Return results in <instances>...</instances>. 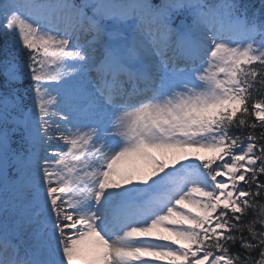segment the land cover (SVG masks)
Here are the masks:
<instances>
[{
	"label": "snow or ice",
	"instance_id": "obj_1",
	"mask_svg": "<svg viewBox=\"0 0 264 264\" xmlns=\"http://www.w3.org/2000/svg\"><path fill=\"white\" fill-rule=\"evenodd\" d=\"M0 264H264V0H0Z\"/></svg>",
	"mask_w": 264,
	"mask_h": 264
}]
</instances>
